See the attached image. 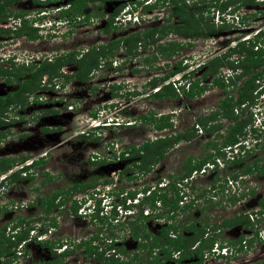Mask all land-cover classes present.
<instances>
[{"label": "rangeland", "instance_id": "obj_1", "mask_svg": "<svg viewBox=\"0 0 264 264\" xmlns=\"http://www.w3.org/2000/svg\"><path fill=\"white\" fill-rule=\"evenodd\" d=\"M65 1L14 0L10 10L25 12L24 18L28 22L24 31L28 34L16 35L11 29L7 34H0V67L14 69L19 66V64L4 60L7 55L10 56L11 54L17 57V61H28V63L42 60L41 55L48 57L50 54H54L56 48L59 51L68 48L75 51L77 49L76 53L78 54L83 46L97 44L96 41L101 38L99 35L102 33L99 30L97 33L94 29L103 20L100 16L101 13L107 12V9L113 6L122 4L123 7L118 12V17L121 21L127 20V14L120 15V13L127 6L132 7L135 2H144L145 0H107L104 5L100 6V13L89 4L91 17L87 20V24L76 19L45 20V26L42 29L35 27L39 25H35L34 22L43 21L38 15L44 12L45 19L55 18L54 7L60 4L64 5ZM242 1H246V3H242ZM187 2L190 7L193 6L190 1ZM198 2L202 8L194 13L193 20L196 21L194 23L196 28H198L197 22L199 25L208 24L207 28H217L219 25L224 27L219 31L208 33L205 37L191 35L183 38V40L181 38V42H189L190 45L183 46L178 51L177 56L167 60L161 59L153 53L154 44H150L145 49L148 62L141 59L143 57L142 49H140L141 54L134 59L128 56L121 61L120 58L115 57L109 72L104 73L102 68L93 69L87 75V82L83 85L76 84L72 78H69L60 88L59 93L55 91V86L62 82V78L57 76L59 73L51 77L50 81L45 77L44 86H41V77L35 89L28 92L21 91L15 101L0 110V121L6 123L0 127L1 130H6V133L1 136L3 139H0L2 140L0 142H3L0 143V157L9 159L28 158L27 161L45 157L44 163L36 166L35 172L31 176L22 177V173H18L20 178L15 182H10L7 178L0 181V224L4 221L5 226L2 224V228L5 227V232L8 230L7 227L15 226L11 225L17 218L24 220V225H20L18 230H26L29 224H34L33 220L40 218L38 222L41 223V228L47 231L49 240L46 243L37 244L31 237L34 232L28 231L27 234L23 235L25 239L23 246L29 244L26 247L27 254H24L23 257L18 255V258L14 259L11 264L44 260L49 256L50 250H55L58 242L60 245L54 252H58L64 246V250L73 246L72 251L60 259V264H93L88 261V258L81 252L82 248L77 245L78 240L81 239L80 236H84L86 230L94 232L97 228H101L98 236L103 243L109 240L120 241L125 234L124 226L131 219L130 215L127 214L133 211L132 214L134 215L137 212L138 206H135V203L138 204L141 197L146 194L147 191L144 190H150L154 187L157 189L158 186L166 182V178L171 180L176 177L181 169V162L187 156L200 158L208 152H213L211 146H205V142L213 141L217 144L222 142L225 129L233 123L232 119L216 116L208 123L218 124L217 130L212 129L213 131L210 133L204 132L199 124L195 125L194 123L195 117H202L210 110H217L218 102L225 94L217 86L211 85V76L206 79V82H202L205 85L204 91L192 98L185 97L181 92L175 98L155 99L152 96L155 87L151 86L152 82L150 81L154 76L168 71L175 61L179 60L181 64H187L185 68L187 71L203 64L207 59L224 53H227L225 60H223L224 63L216 67L214 76L225 78L228 74H233L232 66H236L238 68L236 71L240 72L235 60L238 56H242L243 52L239 55L240 52L235 50L237 48H241V50L249 48L251 43L247 41L254 37H257V46H264V0H226L227 5L222 9L216 7L220 0H198ZM196 5L194 4V6ZM172 6L171 3L164 6L159 3L150 11H142L137 6L133 15L137 17H132L131 22L134 20L144 21L131 23L125 28L122 27L123 23L115 29V33L106 37L111 38L118 34L141 30L144 26L151 27L163 24L162 22L166 20L173 8ZM138 11L143 14L136 15ZM228 12H233L235 16L228 15ZM220 16L225 19L220 20ZM12 20L0 18V28L17 27L18 25H15L17 20L14 22ZM167 20L175 21V18L172 17ZM52 21L55 22L49 27V23ZM166 36L180 40L178 35L168 34ZM212 65L216 66L214 62ZM73 68V64L68 63V65L59 66L58 72L70 74ZM200 72L201 68L198 67L194 71L193 77H198ZM102 74H104V78ZM179 76L180 74L172 77L176 85L180 79ZM246 76L243 75L234 80L235 85L232 88L229 85L225 92L228 91L234 96L236 93L234 88L241 84ZM107 83H109L108 86L105 85ZM225 83H230L229 78ZM253 84L254 88L249 96L254 104H247L242 107L243 112L235 107L232 110L237 117H245L250 112V116H247L248 122L241 131L246 137L249 134L248 127L254 125V128L257 129L255 134L260 137L257 142L258 145L239 164L223 163L221 170L208 169L202 173L199 170L195 174L192 172L190 178H187L189 186L186 191H189L188 194H190L187 198H193L194 194L197 196L194 197L190 208L184 210L183 214L177 215L176 219L183 221L184 217L187 216L194 222L205 224L206 230L215 235V243L210 250L203 253L200 264H243L248 260L262 264V258H264V213L255 212L258 209L256 200L259 197H264V168H261L263 172L257 171L248 174L240 172V166L250 163L255 157H257L255 162L264 163L262 159L264 156V122H262L264 119V101L258 91L264 81L255 80ZM159 85L160 83H157L155 86ZM110 87L112 88L110 89ZM97 89L99 90L94 91ZM109 91L110 93H108ZM3 92L0 91V94ZM46 102H51V105H44ZM54 102L56 104H53ZM149 112H172L173 131L194 128L193 137L189 141H179L167 149L162 160L154 166L146 164V170L141 174L130 164L128 173L129 175L133 174L131 180L125 175L117 177L114 173L112 174L111 169L118 160L112 158L116 156H114V152L116 154V150L121 144L128 142L139 144L144 138L151 139L155 135L160 136L157 132L151 131V125L148 122L139 121L140 116ZM15 116L19 118L17 119ZM109 120H113L110 126L101 127L103 123ZM12 121L17 124L13 125ZM54 128H57V131L51 137L42 131V129L52 130ZM248 137L252 138L253 135H248ZM238 139H243L241 134L238 135ZM226 154L227 152L225 156ZM102 156L103 159H101ZM90 160H97L98 162L90 164ZM123 162L121 163L123 164ZM15 163L17 164V162ZM18 166L15 165L8 172L16 170ZM218 167L221 165L218 164ZM148 170L149 172H146ZM43 171H47L54 178L49 182L46 181L47 183H40L45 178L41 173ZM168 175L169 177H167ZM90 176H96L98 181L104 180L105 177L110 178V183H106L108 184L107 187H110L107 196L101 197L102 193H105L102 186L105 187L106 184L100 183L95 186L99 191L92 196L84 192L71 196L70 199H74H72L73 208L69 207L70 212L69 200L56 208V212H54L55 209L47 212L42 209V206H38L37 198L41 195H48L53 190L58 191V194H64L66 190L62 185L69 188L68 181L88 180ZM224 180H227V183ZM230 183L232 184L230 185ZM210 186H217V189L215 188V191L218 192L217 195L211 197L214 193H211ZM251 189L254 190V193L248 194ZM128 191L135 193L133 199H129L125 195V192ZM67 192H69L68 189ZM236 193H241L244 196L235 203L230 202L229 199L232 194L238 198ZM167 196H171V194ZM134 199H138L137 202H134ZM146 204V206L149 205V203ZM62 210L65 211V214ZM154 211L156 210H150L149 218L144 219V223L149 224L147 226L144 224V227L154 228L157 224H165L162 219L155 220L153 218ZM238 211H242V214H246V212L251 214L250 217L246 216L252 226H244L240 223L221 225V219L228 218L230 215L232 218L233 216L236 217ZM2 213L5 214L1 215ZM91 214H96L98 218L103 217L104 219L102 222L94 219L96 224L89 223L85 217L88 218ZM44 219L48 221L43 222ZM151 229L149 232L153 233L154 231ZM242 229L245 230V233L241 232ZM82 232L83 234H81ZM240 234L248 239L246 240V247H242L238 251L236 246L232 247V244L234 243L233 240ZM218 243H222L223 247H226L225 253L224 249L215 248ZM131 244H127L124 250L132 249ZM12 249L17 251L19 244L11 247L10 251ZM213 250L214 252H212ZM191 259H194V256L190 257ZM136 264L141 263L137 261Z\"/></svg>", "mask_w": 264, "mask_h": 264}, {"label": "trees", "instance_id": "obj_2", "mask_svg": "<svg viewBox=\"0 0 264 264\" xmlns=\"http://www.w3.org/2000/svg\"><path fill=\"white\" fill-rule=\"evenodd\" d=\"M95 0H71L70 5L67 9L60 10V18L68 19H76L78 21L83 22L84 24L87 23V20L91 17L89 12L90 8L87 5L90 2H93ZM98 1H105V0H98ZM165 0H156L152 4H145L143 2H135V4L132 7L135 6H141V8L145 11L147 9L153 8L158 5V3H163ZM173 4L172 10L168 14V18L170 17H176L178 19L177 24H164L160 25L158 27H152L150 29H147L146 31H137L136 33H127V35L123 39V43L127 48V52L130 51V49L135 45L136 42H139L142 46L148 45L149 43L152 44L156 41V39L163 37L165 33L168 30L175 31L177 33H180L184 37L198 35V36H206L210 32L219 31L224 26L219 25L217 28L208 27V24L206 25H199L197 22L196 25L198 28L194 26V23L196 22L193 20L194 13L201 9L202 7L199 5L198 0H166ZM190 1L193 6H189L188 2ZM14 3V0H2L0 1V18H6L8 16L17 17L20 16L21 11H12L10 10L11 5ZM242 3H246V1H242ZM194 4H198L194 6ZM225 5H227V2L220 1L217 4V9H222ZM9 7V8H8ZM123 7L121 4L119 8H114L110 15L108 16L107 22L105 23L104 27L102 29L106 31H110L111 29H115V26H112V18L117 15V13L120 11V9ZM26 19H21V26L15 30H13V33L16 35H20L25 32L24 29L26 27L27 21ZM193 22H192V21ZM223 21V20H222ZM193 23V24H192ZM207 23V22H206ZM191 25V26H190ZM107 26L109 27V30L107 29ZM126 27V26H125ZM29 29V28H28ZM30 31V30H29ZM9 32V29H1L0 28V34H7ZM155 33L156 34L155 36ZM116 40L108 41V43H97V44H91L86 48V51L83 53V55L80 56V58H76V51L70 50L69 52L65 54H61L58 57L54 58L51 62H40L37 64H30L29 66H18L14 69L9 68H2L0 67V74L7 76L8 83H11L14 78H11V76H17V75H25L26 77L22 82H17L18 87L15 90L13 95H7L4 97H0V110L6 108L9 104H11L13 101H15L18 98V94L21 91L28 92L29 90H33L36 88L40 77L42 74H47L48 76H52L53 74H56L58 71L59 66L63 64L71 63L75 66V74L74 77H78L81 80H84L86 75L91 69L97 68V66L100 64L102 65H110V62L114 56V52L116 51L117 43ZM247 42L251 43L249 48H237L235 51L240 52L239 55L243 52L242 56H238L236 58V64L240 68V72H237L236 66L231 67V71L234 72L231 75L226 76V80L229 78L230 83L226 84L224 82V79L222 77H219L215 75L216 67L218 65H222L226 58V54L224 53L220 56H216L211 59H207L203 62V64H199L193 69H190L188 71H185V68L187 67V64H181V62L175 61L172 67L166 71L164 74H161L159 76H155L152 78L151 85L154 86L157 82H163L168 77L176 74L181 73L180 79L182 82H177L178 84L176 87H173L171 83L167 84H161L157 87V89L153 92L152 96L155 99H162L164 97L168 98H175L178 96L179 93H183L185 97L192 98L194 96L200 95L205 88L203 81L206 82V79H209L211 76V85L217 86L219 90L222 93H225L220 98L217 110H210L207 114L203 115L202 117H195L194 123L196 125H200L202 130L204 132H212V129L217 130L218 124H210V120H213L216 116L226 117L229 119H232L233 123L232 125H228V127L225 129V134L222 136V142L220 144L214 143L213 141H207L205 142V146H211L213 149V152H208L207 154L203 155L202 157H192L187 156L180 164V171L179 174L174 177L171 180H168L165 184L166 187H162L163 191H155L151 190L148 192V194L144 195L143 198L140 200L141 207L139 208V214L136 216L135 221H137V225L133 226L132 233L134 237L137 239H141L140 234H138V229L144 228L143 222L144 219L148 216L142 215L141 211L144 207H146V203H149L147 207L152 208L156 202H158L159 207V214L160 217H165L166 222L164 226L160 227L158 231H156L155 234H152L149 236L148 233H146L144 236L149 237L148 243L145 242V239L142 238L140 242L137 243L138 249H148V255L151 256L149 260V264H167L170 257L171 251L180 250V257L175 261V264H199L202 261V255L204 250H209L211 246L213 245L215 239L214 238H206L202 239L203 233L205 235H208L205 231L206 225L202 223L194 222L190 219H188L187 216L184 217V220L181 221L179 219H176V216L179 214H183L184 210H187L190 208V205H192L194 197L197 196V194H194L193 198L189 200L188 203H184L183 197L188 195L185 192V186L188 187V180L187 178L191 176L192 172H196L203 164L207 163V161L215 162L213 159L217 156H221V147L225 146H231L235 143L239 142L238 135H243L241 129L244 127L245 124L248 122V117L250 116L247 113L245 117H237L233 114L234 107L236 109L239 108V111L243 112V106L247 104H252L253 100L249 96V93L253 90L254 84L253 82L255 80H261L264 81V46H257V37L252 38L251 40H248ZM190 45L189 42H175V41H167L164 44H156L155 46V53H157L158 57L162 59H170L173 56H176L178 54V51L183 47ZM254 47V49H253ZM152 55V54H151ZM156 55V54H155ZM148 62V58H146ZM210 62V64H209ZM215 63L216 66H213L212 63ZM200 67L201 72L198 75V77H193L194 71ZM11 70V71H10ZM184 71V72H183ZM22 75V76H23ZM247 75L246 78L241 82V84L236 85L235 89V95L232 96L228 91L225 92L226 88L230 85L231 88L235 85L236 79L239 77ZM259 93L264 92V84L259 87L258 89ZM243 104V106H241ZM241 107V108H240ZM142 122H148L151 126V131H156L162 134V136H156L153 139H148L143 142H141L138 145H135L133 143L127 144V145H121L118 150H116L117 154H114L116 159H131V163H134L138 170L145 171L147 165L154 166L156 163H158L161 159H163L165 152L167 149L173 147L175 144L179 143V141H189L193 137V132L195 131L194 128H186L181 130H174L172 129V120H171V114L170 113H155V112H149L146 115H142L141 117ZM1 124V121H0ZM166 130V131H164ZM162 131V132H161ZM249 131L253 133V128H249ZM158 133V134H160ZM217 136H220V134H217ZM255 137V136H253ZM257 146V142L255 141V144L251 148H247L244 150V154L238 153L237 155H234L232 160H225V162L229 164H239L242 162L249 154L252 152V150ZM242 148V147H241ZM22 159H9V158H2L0 160V172H3L9 168H11L15 162L21 161ZM257 157H255L250 163H245L243 166H240V172L243 174H248L252 172H263L264 163L258 164L255 162ZM262 159L264 160V156H262ZM17 160V161H16ZM43 162V159H39L34 162L35 163H41ZM147 164V165H146ZM26 169V168H24ZM169 177V175L167 176ZM18 178V174H12L10 176V180H14ZM51 176L47 175L41 181L40 183L50 181ZM106 182H109L110 180H105ZM227 183V180H225ZM91 183H73L70 189H68L71 192L77 191V189L88 191L89 187H91ZM167 190V191H166ZM145 191V190H144ZM132 192V191H131ZM254 190H249V194H253ZM66 193V192H65ZM58 194V192L52 191L51 194L48 195H41L40 196V205L42 206L43 210L49 211L53 206L56 207L58 203L54 202L55 196ZM168 194H171V196H167ZM216 194V192H215ZM238 198L242 197L243 194L236 193ZM239 194V195H238ZM130 198L134 197V193L129 194ZM234 195H231L229 201L232 203H235L237 199ZM62 201V200H61ZM160 202V204H159ZM257 205L260 207V210H258V213H264V197L257 199ZM73 208V205L71 206ZM240 214L239 218L234 217L233 218H223L222 220V226L223 225H234V224H242L244 226H252V224L241 215V211H239ZM164 214V215H163ZM94 215V214H91ZM95 217L97 215L95 214ZM98 218V217H97ZM244 218V220H243ZM100 221H103L102 218H98ZM142 219V220H141ZM141 220V221H139ZM139 221V222H138ZM233 221V222H232ZM129 225V223H128ZM130 227V226H129ZM3 231V229H2ZM169 233V234H168ZM171 233H173L174 237H170ZM13 238L15 240H11L9 236H7L5 239L6 244L4 243L2 247V242H0V256L4 252H10L11 255L7 258L8 261H2L0 258V264H10L12 260L15 259V251L14 249H11V247H14L15 244H17L22 238L23 235L21 233L12 234ZM198 240V243L194 245V243ZM240 240V239H238ZM191 245L194 247L190 249ZM90 247V246H89ZM107 249L111 248L110 244L106 245ZM113 247V246H112ZM91 248V247H90ZM7 249V250H6ZM117 252L120 254H127L128 252H124L121 247L116 248ZM151 251L153 252H159L160 253V260L157 259L156 254L151 255ZM91 252L94 255V258L96 261H99L100 264H131L130 261H126L123 259H120L118 256L114 257L110 255L103 256L101 253H96L95 248H91ZM134 257H136L137 252L134 251ZM114 253V252H113ZM202 253V254H201ZM138 255V254H137ZM194 256L196 260L192 262H183L181 263V260H189L190 257ZM136 259V258H134ZM60 263V262H59Z\"/></svg>", "mask_w": 264, "mask_h": 264}, {"label": "flooded vegetation", "instance_id": "obj_3", "mask_svg": "<svg viewBox=\"0 0 264 264\" xmlns=\"http://www.w3.org/2000/svg\"><path fill=\"white\" fill-rule=\"evenodd\" d=\"M70 1L71 0H66L65 2L68 4V7H69V5H70ZM106 1L107 0H105V1H98V0H95V1H93V2H90V3H88L87 5L89 6V4L93 7V9H97V11L99 12L100 11V6L101 5H104L105 3H106ZM112 1V0H111ZM114 1V0H113ZM221 1H224V0H221ZM226 1V0H225ZM137 2H140V1H137ZM168 3H170L169 1H168ZM167 3V1L165 0L163 3H161L160 5H162V6H164L165 4H168ZM159 4V3H158ZM139 6V5H138ZM119 8V6H113V7H111L110 9H107V12H104V13H101L100 14V16H102V18L101 19H103V20H101V23H100V25H96V32L98 33V30L102 33V34H100L99 36L101 37L99 40H95L97 43H108V41H113V40H117L118 42V44H117V47H116V51L114 52V56H113V58H120L121 59V61L123 60V58L124 57H131L132 59H134V58H137L140 54H141V52H142V54H143V57L141 58V59H143L145 62H147V60H146V57L148 56V55H146V52H145V49H146V47H148L149 45H150V43L148 44V45H145V46H142L139 42H136L135 43V45H133V47L130 49V51L129 52H127V48H126V46L124 45V43H123V39H124V37L127 35V33H125V34H118L117 36H113V37H106L107 35H109V34H113V33H115V29H117V27L118 26H121L122 24H115V21L113 20V18H112V26H115V29L113 28V29H111L110 31H106L105 32V30L104 29H102L103 27H104V25H105V23L107 22V19H108V16L110 15L109 13H111L112 12V10L114 9V8ZM156 7V6H155ZM9 8V7H8ZM90 8V7H89ZM151 9V8H150ZM150 9H147L148 11H150ZM20 11V10H19ZM100 13V12H99ZM24 16H25V12L24 11H21V14H20V16H17V17H13V16H8V17H6V18H12L13 20H15L16 18H21L22 17V19H26V18H24ZM173 17V16H172ZM172 17H170V18H172ZM175 18V21H173V20H167L168 19V15H167V18H166V20H163V24H157V25H155V26H144V27H142V29L141 30H133V31H131V33H136L137 31H146L147 29H150V28H152V27H158V26H160V25H164V24H167V23H170V24H177L179 21H178V19L176 18V17H174ZM11 19V20H12ZM163 19V18H162ZM25 21H27V20H25ZM142 22V21H141ZM134 23V22H133ZM137 23H139V22H137ZM137 23H135V24H137ZM103 26V27H102ZM125 26L126 25H123L122 27H124L125 28ZM107 29L109 30V27L107 26ZM156 34H158V33H155V36H156ZM168 34H173V35H178V36H180V40L178 41V40H174L173 38H169V37H167L166 35H168ZM193 36H198V35H193ZM189 37V36H188ZM181 38H182V40H183V38H185L183 35H181L180 33H177V32H175V31H172V30H168L166 33H165V35H163V37H160V38H158V39H156V41L154 42V43H152V44H154V46H156V44H164L165 42H167V41H175V42H180V43H183V42H181L182 40H181ZM57 49V48H56ZM140 49H142V51L140 52ZM67 50H71V48H68ZM76 51H78L77 49H76ZM86 50H84L83 48H81V51H80V54H78V55H76V58H80V56L81 55H83V53L85 52ZM139 52V53H138ZM153 53L154 54H156L157 55V53H155V48H153ZM177 56V55H176ZM157 57H158V55H157ZM173 57H175V56H173ZM160 58V57H159ZM162 59V58H161ZM164 60H167V59H164ZM72 65V64H71ZM20 66V65H19ZM74 66V65H73ZM99 67H101V65L99 64L98 65ZM111 65H102V69L104 70V73H107V71L109 72L110 71V67ZM91 71H89L88 72V74L90 73ZM74 74H75V66H74V68H73V70H72V72H71V76L69 77V78H72L73 80H74V82H76V84L77 83H79V84H84L85 82H87V75H86V77H85V79L84 80H81V79H79L78 77H74ZM23 75V74H22ZM17 75V76H11V78H14L15 77V79L13 80V82H11V83H8V82H6L7 81V76L4 74V75H2V74H0V91H4L3 92V94H0V97H4V96H7L8 94L9 95H13L14 94V92H15V90L17 89V87H18V84H17V82H22L23 80H24V78L26 77L25 75ZM158 75H160V74H158ZM102 77L104 78V74H102ZM69 80V79H68ZM108 82V81H107ZM108 84L109 83H107V84H105V85H107L108 86ZM6 87V88H5ZM6 90H5V89ZM7 88H9V89H7ZM112 87H110V89H111ZM8 90V91H7ZM99 89H97V90H94V91H98ZM13 93V94H12ZM108 93H110V91L108 92ZM108 95V94H107ZM53 104H56V102H54ZM44 105H46V106H50L51 105V102L50 103H48V102H46V103H44ZM9 106V105H8ZM147 113H145V115H146ZM156 114H157V112H156ZM141 117V116H140ZM15 118H19L18 116H15ZM141 120V118H139V121ZM142 121V120H141ZM13 122V125H15V124H17L16 122H14V121H12ZM4 124H6V123H3V122H1V124H0V127H2ZM9 125V124H8ZM42 131L44 132V134L45 135H48V137H51L52 135H55V131H57V128H54V129H52V130H47V129H42ZM6 133V130H1V128H0V139H3V137H1V136H3L4 134ZM79 137H81V136H79ZM145 140H148V138H144L141 142H143V141H145ZM0 141H2V140H0ZM140 142V143H141ZM0 143H3V142H0ZM130 143H132V142H128V143H126V144H123V145H127V144H130ZM139 143V144H140ZM133 144H135V145H138L137 143H133ZM122 145V144H121ZM6 149V148H5ZM114 154H115V152H114ZM117 154V153H116ZM91 157H93V156H91ZM2 158H6V157H0V160L2 159ZM43 159V160H45V157H40V158H37V160H39V159ZM95 158V157H94ZM114 158H116V157H113L112 159H114ZM164 158V157H163ZM12 159V158H11ZM91 159H93V158H91ZM97 159H100V158H97ZM101 159H103V156L101 157ZM111 159V158H110ZM17 160H19V159H17ZM16 160V161H17ZM118 161H116L115 163H116V165H113V168L111 169V171H112V174L114 173L117 177L119 176V177H122L123 175H125V177L126 178H129V180H131L132 179V177H133V174H130L129 175V173H128V171H130V168L128 169V167H129V165L131 164V165H133L134 166V169H136L140 174L143 172V171H140V170H138L137 169V167L135 166V164L134 163H131L132 161H131V159H117ZM162 160V159H161ZM91 162H90V164H96L98 161L97 160H90ZM97 161V162H96ZM123 161H125V162H123ZM121 162H123V164L121 163ZM44 162H41V163H35L34 164V166H33V168H28V169H23V170H21V171H19V172H17V174L18 173H22V177H25V176H31L34 172H35V167L36 166H38V165H41V164H43ZM121 163V164H120ZM27 168V167H26ZM212 169H214L213 171H215L216 170V168L214 167V168H212ZM32 170V171H31ZM44 170V169H43ZM221 170V169H220ZM146 172H149V170L148 171H146ZM145 172V173H146ZM16 173V171L15 172H13L12 174H15ZM42 173V176L44 175V177L46 176V174L47 175H49V176H51V179L52 178H54V177H52V175L51 174H49L47 171H43V172H41ZM200 173H202L201 171H200ZM12 174L10 175V176H12ZM132 175V176H131ZM9 176V177H10ZM18 178H20L19 176H18ZM18 178H16V179H14V180H12L11 182H15L16 180H18ZM24 179H26V180H29L28 178H24ZM173 179V178H172ZM105 180H110V178H104V180H97V177L96 176H90L89 177V179L88 180H78V179H75V181H68L67 183H68V185L71 187L72 185H73V183H81V184H84V183H91L92 185H91V187H89V189H88V191H85V190H87V189H84V190H80V189H77V191H74V192H71V191H69V192H67V189H70V188H67L66 186H63L62 185V187L66 190V192L67 193H64V194H57L56 196H55V198H54V202L55 203H58V205L56 206V207H52L49 211H51V210H53V209H55L54 210V212H56L57 210H56V208H58V207H60V206H62L67 200H69V203H68V208L70 207L71 208V206L73 205V200L72 199H74V198H72V199H70V197L72 196H74L75 194H79V193H88L89 194V196H92L93 194H95V193H97L99 190H98V188L97 187H95L96 185H98V184H103V183H108V182H106ZM167 181H168V179L166 178V182L164 183V184H166L167 183ZM49 182V181H48ZM52 182V181H51ZM43 183H47V182H43ZM212 184V183H211ZM213 185V184H212ZM163 187H166L165 185L163 186ZM102 188L104 189V187L102 186ZM215 188L217 189V186H214V187H212V186H210V188L209 189H211V193H214V194H212V195H215ZM208 189V190H209ZM163 190V189H162ZM54 191V190H53ZM167 191V190H166ZM54 192H58V191H54ZM52 193V191L49 193V194H51ZM126 194V196H130L129 194H132V192L131 191H128V192H125ZM254 193V192H253ZM249 194V193H248ZM233 195V194H232ZM244 196V195H243ZM242 196V197H243ZM242 197H239L237 200H239L240 198H242ZM259 198H262V197H259ZM258 198V199H259ZM40 197H38L37 198V201H38V206H41L40 205ZM192 199V198H191ZM62 200V201H61ZM189 200H190V198H184V202H189ZM194 201V200H193ZM256 202H257V200H256ZM159 204H160V202H159ZM70 208H69V212H70ZM155 208H156V206H155ZM12 211V210H11ZM44 211H46V210H44ZM49 211H47V212H49ZM59 211V210H58ZM63 211V214H65V211L64 210H62ZM7 213V212H6ZM3 214H5V213H2L1 215H3ZM157 214H159V208L155 211V212H153V218H155V220H160V219H162V221L166 224L167 222H169V221H167L166 222V219H165V217L163 216V217H160V215L158 216ZM238 214H240L239 213V211L236 213V217L237 218H239V215ZM57 215H59V214H57ZM164 215V214H163ZM241 215L243 216V217H245L242 213H241ZM50 217V216H49ZM232 216L230 215L228 218H231ZM148 218H149V216H148ZM39 219L40 218H38L37 220H33V222H34V224H29L28 225V227H27V229L25 230V229H21V230H19L20 232L19 233H21L22 235H25V234H27L28 233V231H31V230H34L35 228V234H34V237H33V239L37 242V244H43V242H45L46 243V241L48 240V236H47V231L46 230H44L43 228H41V223L40 222H38L39 221ZM94 219H98L97 217H95V214L94 215H90V216H88V218H86L85 217V220L87 221V222H89V223H95L94 222ZM135 219H136V216H132L131 217V219L129 220V221H127V223L125 224V226H124V230H125V234H124V236H123V238L120 240V241H114V240H109L108 242H101L100 241V237L98 236L99 235V233H100V230H101V228L99 229V228H97L96 229V231H94V232H90V231H88V230H86L85 232H84V234H83V232L81 233V234H83L84 236H82L81 234V239L80 240H78V243H77V245L78 246H80L81 248H82V250H81V252L82 253H84V255L88 258V261H90V262H92L93 264H100V262L99 261H96L95 260V258H94V255L95 254H93L92 252H91V248L92 247H94L95 248V252L96 253H101L103 256H108V255H110L109 257H111V256H114V257H116V255H118V257L120 258V253L119 252H117V250L115 249V247L116 248H118L119 249V247H121L122 249H123V251L124 252H128L127 254H123V260H126V261H130L131 262V264H136V262L138 261V262H140L141 264H149V260H150V258H151V256H149L148 255V249H138L136 246H137V243L138 242H140L141 240H142V238H144L145 239V242L146 243H148V238L149 237H145L144 235L146 234V233H148L149 234V236H151L152 234H155L156 233V231H158L159 230V228L160 227H162V226H164L165 224H157V225H155V227L154 228H150V227H144L143 228V230L142 229H138L137 231H138V234H140V236H141V239H137L136 237H134V235H133V233H132V227L133 226H135V225H137V221H135ZM45 220L46 221H48L47 219H44L43 220V222H45ZM142 220V219H141ZM141 220H139V221H141ZM243 220H244V218H243ZM98 221H100V219H98ZM138 221V222H139ZM101 222V221H100ZM4 223V221H2V224ZM88 223V224H89ZM128 223H129V225H128ZM2 224H0L1 226H0V242H2V247H3V245H4V243L6 244L7 242H5V239L4 238H6L7 237V234H5V233H3V231H2ZM49 224H50V221H49ZM96 224V223H95ZM144 224H146V226H147V222L146 223H144L143 222V225ZM4 225V224H3ZM12 225H15V227L16 228H19V226L21 225V226H23L24 225V220H22V219H20V218H17L16 219V221L15 222H13L12 223ZM89 225H91V224H89ZM149 225V224H148ZM5 226V225H4ZM52 226V225H51ZM130 226V227H129ZM106 229V228H105ZM153 230L154 232L153 233H151V232H149V230ZM205 231L207 232V234L208 235H205L204 233H203V235H202V239H206V238H208V237H210V238H214L215 239V235H213V234H211L210 233V231L209 230H206L205 229ZM4 232H5V227H4ZM242 233H245V230L244 229H242V231H241ZM214 233H216V232H214ZM169 234V233H168ZM171 236L170 237H174V235H173V233H171L170 234ZM208 236V237H207ZM238 239H240V240H238ZM69 240H72V239H69ZM49 241V240H48ZM234 245L232 244V247L233 246H236V249L238 250V251H240L241 249H242V247H244L243 245H242V243L244 242V235H238L234 240ZM77 242V241H76ZM132 243V244H131ZM198 243V240H196V242L194 243V245L195 244H197ZM107 244H110L111 245V248L110 249H107V247H106V245ZM127 244H131L132 246H133V248L132 249H128V250H124V248H126V246H127ZM59 245H60V243L58 242L57 244H56V246L57 247H55V250L56 249H58V247H59ZM194 245L192 246L191 245V247H190V249L191 248H193L194 247ZM231 245V244H230ZM27 246H29V244L27 243L26 245H24V246H22L21 248H20V250H19V252H18V255H20V256H22L23 257V255L24 254H27ZM91 248H90V247ZM113 246V247H112ZM129 246V245H128ZM64 248H65V246L63 247V248H61L58 252H54L55 250H50L49 251V256L46 258V259H44V260H40V261H36V260H33L32 262H30V261H28L27 263H24V264H58L59 263V261H60V259H62L63 257H65L66 256V254L68 253V252H71L72 251V249H73V246H70L67 250H64ZM7 250V249H6ZM113 250H115V252L114 253H111V251H113ZM134 251H136L137 252V254H136V257H134V254H135V252ZM206 250H204V252H205ZM203 252V253H204ZM122 254V253H121ZM144 254V255H143ZM154 254H156V256H157V259L158 260H160V258H161V256H160V253L159 252H153V251H151V255H154ZM264 254V253H263ZM262 254V255H263ZM11 255V253L10 252H4L1 256H0V258H1V260L2 261H8V257ZM18 255L15 257V259L16 258H18ZM180 255H181V253H180V250H176V251H171L170 252V259H169V261L168 262H170V264H175V261L180 257ZM261 256V255H260ZM134 258H136V259H134ZM194 260H196V258L194 257V259H187V260H181L180 262L181 263H183V262H192V261H194ZM251 261V260H250ZM201 263V262H200ZM199 263V264H200ZM60 264V263H59ZM237 264H241V263H237ZM243 264H259V262H249V260L248 261H245V262H243ZM262 264H264V258H262Z\"/></svg>", "mask_w": 264, "mask_h": 264}, {"label": "clouds", "instance_id": "obj_4", "mask_svg": "<svg viewBox=\"0 0 264 264\" xmlns=\"http://www.w3.org/2000/svg\"><path fill=\"white\" fill-rule=\"evenodd\" d=\"M38 1H41V2H49L50 0H38ZM156 0H145L143 3H147V4H152V3H154ZM221 1V0H220ZM65 4L63 5V4H60V5H58V6H55L54 7V9H55V14H56V17L55 18H51V17H49L48 19H45V13L43 12V13H41L40 15H38V17H40V20H43V21H41V22H39V23H36V22H34L35 23V25H39V26H35V27H38V28H40V29H42L44 26H45V20H64L63 18H60L59 16H60V14H59V12H60V10H62V9H67L68 8V4L66 3V2H64ZM131 5V4H130ZM134 5V4H133ZM132 5V6H133ZM136 7L137 6H135V7H130V6H127V8L125 9V10H123L121 13H120V15H122V14H127V16H128V19L127 20H125V23H124V25H130L131 23H133V22H141V21H144V20H134L133 22H131V18L132 17H137V16H133L134 15V11H136ZM140 7V10H142V11H144L142 8H141V6H139ZM40 12H42V11H40ZM140 11H138V12H136V15H142L143 13H141ZM232 14V15H231ZM228 15H230V16H235V14H233V12H228ZM116 16V15H115ZM117 16H118V13H117ZM10 19H12V18H10ZM21 19L22 18H16L15 19V21L17 20V22H15V25L17 24L18 26L17 27H14V28H4V29H11V31H13V30H15V29H17V28H19L20 26H21ZM28 19V18H27ZM71 18H68V19H65V20H70ZM220 19L221 20H224L225 18L223 17V16H220ZM73 20V19H72ZM12 22H14V20H12ZM27 22H28V20H27ZM54 22L55 21H52V23H49V27L50 26H52V24H54ZM87 24V23H86ZM36 30V29H35ZM184 43V42H183ZM71 50H73V49H71ZM70 50H61V51H59L58 49H56V52L54 53V54H50L48 57H45V56H42L41 55V57H42V60H37L36 62H34V63H28V61H17L16 59H17V57L14 55V54H11L10 56L9 55H7V57L4 59L5 61H7V62H9V63H16V64H19L20 66L21 65H23V66H29L30 64H37V63H40V62H51V61H53L54 60V58H56V57H58L59 55H61V54H65V53H67V52H69ZM80 51L81 50H79V52H78V54H80ZM77 54V55H78ZM15 59V60H14ZM114 61V58H112V60H111V62H110V65L112 64V62ZM63 65H65V64H63ZM68 65V64H67ZM62 66V65H61ZM97 68H101V67H99V66H97ZM97 68H94V70L95 69H97ZM193 69V68H192ZM91 70H93V69H91ZM90 70V71H91ZM190 70V69H189ZM57 73H59L57 76H60L61 78H62V82L60 83V85H58V87L56 88L55 87V89L56 90H58L59 89V91H60V88L61 87H63V85L65 84V82H67L68 81V79H69V77L71 76V73L70 74H67L66 72L65 73H61V72H58L57 71ZM56 73V74H57ZM165 73V72H164ZM164 73H162V74H164ZM232 73H234V72H232ZM55 74H53L52 76H48L46 73L45 74H42V78L43 77H46V78H48V81H50V78L51 77H53ZM161 75V74H160ZM228 75H231V74H228ZM156 76H159V75H156ZM173 76V75H172ZM41 77H40V79H41ZM155 77V76H154ZM171 77V76H170ZM170 77H168V78H170ZM168 78L167 79H165L163 82H157V83H160V85L161 84H167V83H170V82H165V81H167L168 80ZM179 78H180V76H179ZM40 79H39V81H40ZM42 80V79H41ZM152 81V80H151ZM178 82H182V80L181 79H179L178 80ZM39 83V82H38ZM156 83V84H157ZM155 84V85H156ZM45 85V84H44ZM44 85H42V83H41V86H44ZM153 86V87H156V86ZM152 86V85H151ZM158 87V86H157ZM157 89V88H156ZM156 89H154V90H156ZM55 90V91H56ZM260 94V96L262 97V100L264 101V92H261V93H259ZM252 104H254V102L252 103ZM10 105V104H9ZM251 105V104H250ZM8 107V106H7ZM168 113H170L171 114V117H172V112H168ZM171 120H172V118H171ZM111 122H113V120H109V121H106L105 123H103L102 125H101V127H108V126H110V123ZM262 122H264V119L262 120ZM196 125V124H195ZM253 127H248V135H253V136H255V137H252V138H250V137H248V135L246 136V137H244V135H242V137H243V139H239V142L237 143V147H238V149H239V146L240 145H243V146H245L246 147V149L247 148H251L254 144H255V141L256 142H258L259 140H260V137H257V134H255V132L257 131V129L256 128H254L255 126L254 125H252ZM249 128H253V133H251V131H249ZM164 131H166V130H164ZM154 132H156V131H154ZM162 132V131H161ZM158 133H160V132H157V134ZM158 135H160V136H162L161 134H158ZM157 135H155L154 136V138L156 137ZM158 137V136H157ZM151 139H153V138H151ZM257 145H258V143H257ZM220 151H221V156H217V157H215V158H219L224 164H226V162H225V160L227 161V158H226V156H225V153L226 152H231L232 151V148L231 149H225V147H221L220 148ZM212 153V152H211ZM215 158H214V156H213V159H214V161H215ZM211 166V169L212 168H216V169H221V168H223V165H221V167H218V164H217V162L215 161V162H211V161H207ZM199 171V169L196 171V172H193V174H195V173H197ZM7 179H9V181L11 182V180H10V177H6ZM190 178V177H189ZM5 179V178H4ZM3 179H0V181H2ZM188 180V179H187ZM166 181V180H165ZM225 181V180H224ZM108 183H110V181L108 182ZM165 184L163 183L162 185H160V186H158L157 187V189L154 187V188H152V189H150V190H145V191H147V193L146 194H148V192L149 191H151V190H155V191H157V192H159V191H163V190H161L162 189V187L164 186ZM108 186V184H106V186L104 187V191L103 192H105V193H102V195H101V197L102 196H107V194L109 193V191H110V187H107ZM189 186V185H188ZM186 188H188V187H186L185 186V192L188 194L189 193V191H186ZM133 193V192H132ZM217 191H216V194L215 195H217ZM135 194V193H134ZM145 194V195H146ZM190 194H188V195H186L185 197H183V199L184 198H186V197H188ZM144 196V195H143ZM143 196L141 197V199L143 198ZM214 195H212L211 197H213ZM128 198L129 199H133L134 197H132V198H130L129 196H128ZM263 198V197H262ZM241 199V198H240ZM135 201L134 202H137V200L138 199H134ZM183 201V200H182ZM184 203H188V202H184ZM138 206L137 207V212L133 215L132 214V212H129L127 215H130V218L132 217V216H137L138 214H139V208L141 207V205H140V201H139V203L138 204H136L135 203V206ZM155 206H156V208H155ZM258 206V205H257ZM124 207H128V206H124ZM149 207H144L143 209H142V211H141V213H142V215H144V216H149L150 215V210L151 211H153V210H157L159 207H158V202L157 203H155L154 204V206H153V209L152 208H149ZM258 210H260V207L258 206V209L255 211L256 213H257V211ZM145 211V213H143ZM149 211V212H148ZM155 212V211H154ZM242 212V211H241ZM243 213V212H242ZM244 216H245V218L247 219V216L246 215H248L249 217L251 216V214L249 213V212H246V214L244 213L243 214ZM248 220V219H247ZM11 226H13V225H11ZM8 228V230H7V232H4V227L2 228L3 229V233H5V234H7V236H9V237H11L12 236V234H17V233H19L20 231L18 230L19 228H16L15 226H13V227H7ZM36 229V228H35ZM34 229V230H35ZM9 232V233H8ZM35 234V233H34ZM34 234H33V236L31 235V237L33 238L34 237ZM48 236V235H47ZM246 237H247V234H246ZM260 237V239H261V236H259ZM248 238H244V242L242 243V245L244 246V247H246V240H247ZM11 240H15V238H13V239H11ZM21 240H24V237L21 239ZM20 240V241H21ZM20 241L17 243V245L20 243ZM214 243H215V241H214ZM213 243V244H214ZM23 246V245H22ZM22 246H20L19 247V249L18 250H20V248L22 247ZM213 246V245H212ZM212 246H211V248H212ZM216 247V249L218 248V249H221L222 247H223V244L222 243H218V244H216L215 245ZM210 248V249H211ZM214 248V249H215ZM226 248V247H225ZM209 249V250H210ZM17 250V251H18ZM227 249H225V250H223L224 251V253H225V251H226ZM17 251H15L14 253H15V255L17 256L18 255V253H17ZM113 252H115V250H113V251H111V253H113ZM212 252H214V250L212 251ZM222 255H226V254H222ZM116 256H118V255H116ZM120 259H123V257H122V254H120ZM13 261V260H12ZM12 261H11V263H12ZM10 263V264H11Z\"/></svg>", "mask_w": 264, "mask_h": 264}, {"label": "built area", "instance_id": "obj_5", "mask_svg": "<svg viewBox=\"0 0 264 264\" xmlns=\"http://www.w3.org/2000/svg\"><path fill=\"white\" fill-rule=\"evenodd\" d=\"M217 17V16H216ZM113 20L115 21V24H123V23H125V20H122L121 21V19H119V17L116 15V16H114L113 17ZM221 20V19H220ZM94 29H96V28H94ZM88 47V45H86V46H83V49L84 50H86V48ZM56 52V51H55ZM196 67V66H195ZM188 71V70H187ZM184 72V71H183ZM181 75L182 74V72L181 73H176V74H174V75ZM173 75V76H174ZM173 76H171L170 78H168V80L167 81H165V82H170L172 85H173V87H176V84H175V80L173 79L172 80V77ZM226 78V77H225ZM225 78H223L224 79V81L226 82L227 80L225 79ZM41 83H42V85H44L45 84V77H43L42 78V80H41ZM177 83V82H176ZM178 84V83H177ZM56 88L58 87V85H56L55 86ZM157 87H155L154 89H156ZM60 91H59V89L58 90H56V93H59ZM179 94H181V93H179ZM56 99H57V97H56ZM241 106H243V104L241 105ZM244 107V106H243ZM232 148V151L231 152H227V154H226V158H227V160L229 161V160H232V158H233V156L234 155H237L238 153H240L241 151H239V149H238V147H237V143H235V144H233V145H231V146H225V149H231ZM216 159V162L219 164V165H223V162L219 159V158H215ZM210 165V164H209ZM211 166V165H210ZM147 193V192H146ZM157 203V202H156ZM143 213H145V211L143 212ZM34 232L35 233V230H31V232ZM10 239H13V237H10ZM24 242H25V239L24 240H21L20 241V243H19V247L20 246H22L23 244H24ZM222 249H226L225 247H222ZM19 252V250L17 251V253Z\"/></svg>", "mask_w": 264, "mask_h": 264}, {"label": "bare ground", "instance_id": "obj_6", "mask_svg": "<svg viewBox=\"0 0 264 264\" xmlns=\"http://www.w3.org/2000/svg\"><path fill=\"white\" fill-rule=\"evenodd\" d=\"M242 147V148H241ZM246 149V147L245 146H243V145H240L239 146V151H241L240 152V154H244V150ZM22 159V158H21ZM26 159H28V158H25V159H23V160H21V161H17V164L15 163L12 167H14L15 165H19L18 166V168L16 169V170H13V171H11L10 173L8 172V171H10V170H12L11 168H9V169H7V170H5V171H3V172H0V176L1 175H3L2 177H0V179H4V178H6V177H9L13 172H15L16 171V173L17 172H19V171H21V170H23L24 168H26V169H28V168H33V166H34V162L35 161H37V158H34V159H29V161H27ZM208 169H211V167L209 166V163L207 162V163H205V164H203L200 168H199V170H201V172H204L205 170H208ZM32 171V170H31ZM8 172V173H7ZM228 180H230V179H228ZM232 183H230V185H231ZM233 186V185H232Z\"/></svg>", "mask_w": 264, "mask_h": 264}, {"label": "water", "instance_id": "obj_7", "mask_svg": "<svg viewBox=\"0 0 264 264\" xmlns=\"http://www.w3.org/2000/svg\"><path fill=\"white\" fill-rule=\"evenodd\" d=\"M7 89H9V88H7Z\"/></svg>", "mask_w": 264, "mask_h": 264}]
</instances>
